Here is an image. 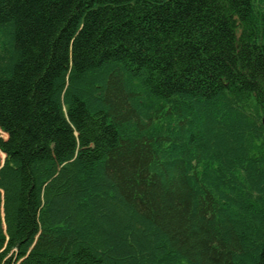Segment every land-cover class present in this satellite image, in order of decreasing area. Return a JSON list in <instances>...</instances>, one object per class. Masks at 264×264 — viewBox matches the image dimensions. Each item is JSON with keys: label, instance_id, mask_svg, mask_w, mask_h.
Segmentation results:
<instances>
[{"label": "trees", "instance_id": "1", "mask_svg": "<svg viewBox=\"0 0 264 264\" xmlns=\"http://www.w3.org/2000/svg\"><path fill=\"white\" fill-rule=\"evenodd\" d=\"M0 264H264V0H0Z\"/></svg>", "mask_w": 264, "mask_h": 264}, {"label": "rangeland", "instance_id": "2", "mask_svg": "<svg viewBox=\"0 0 264 264\" xmlns=\"http://www.w3.org/2000/svg\"><path fill=\"white\" fill-rule=\"evenodd\" d=\"M72 55V51L70 52V55L69 56H71Z\"/></svg>", "mask_w": 264, "mask_h": 264}]
</instances>
